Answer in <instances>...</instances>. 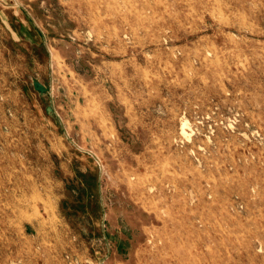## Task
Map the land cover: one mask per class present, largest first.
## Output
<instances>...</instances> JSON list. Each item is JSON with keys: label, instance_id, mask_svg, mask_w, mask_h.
<instances>
[{"label": "rangeland", "instance_id": "obj_1", "mask_svg": "<svg viewBox=\"0 0 264 264\" xmlns=\"http://www.w3.org/2000/svg\"><path fill=\"white\" fill-rule=\"evenodd\" d=\"M0 264H264V0H0Z\"/></svg>", "mask_w": 264, "mask_h": 264}, {"label": "water", "instance_id": "obj_2", "mask_svg": "<svg viewBox=\"0 0 264 264\" xmlns=\"http://www.w3.org/2000/svg\"><path fill=\"white\" fill-rule=\"evenodd\" d=\"M34 88L40 90V86L37 83L34 84Z\"/></svg>", "mask_w": 264, "mask_h": 264}]
</instances>
